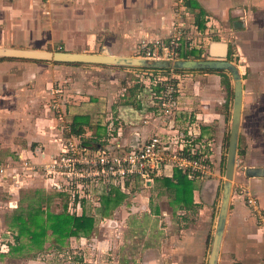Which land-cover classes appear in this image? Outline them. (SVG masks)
Instances as JSON below:
<instances>
[{"label":"crops","instance_id":"0c3cea01","mask_svg":"<svg viewBox=\"0 0 264 264\" xmlns=\"http://www.w3.org/2000/svg\"><path fill=\"white\" fill-rule=\"evenodd\" d=\"M190 18L193 22L188 25ZM180 24L185 26V33L192 29L200 42L186 43V47H182L183 38L177 60L185 59L184 56L190 59L189 55L194 54L198 58H213L210 52L213 38L229 34L237 39L234 54L229 42L221 38L223 41L215 43L227 46V59L240 56L242 61L247 49L253 56L260 54L255 41L257 32L264 30V0H0V49L109 53L135 57L141 45L168 39L174 27ZM220 26L224 31L219 30ZM201 39L203 43L207 41L204 46ZM75 47L79 50H73ZM132 71L139 79V74L147 70L138 66L130 71L107 65L37 63L20 59L1 61L0 121L3 119L2 123H12V126L21 121L26 125L28 117L34 115L33 123L39 126L38 132L25 134L21 142L26 145L15 143L13 146L22 150L18 152V158L20 153H26L29 159L38 163H43L57 152V139L68 126L71 132L72 128L80 131L82 138L96 146L105 141L117 142L127 150L139 147L156 134L167 138L170 134L177 137L190 131L196 139L193 147L200 151L203 149L210 159L212 170L208 178L191 180L194 184L192 205L175 204L174 191L164 189V180L172 179L176 171L172 177L158 178L145 187L154 192L158 190L157 195L168 194L171 204L180 206L185 213L207 216L200 228H196L195 234L190 236L184 250L177 245L178 249L167 253L173 260L181 253L203 256L212 235L210 229L215 227L211 226L210 212L216 209L217 214L221 208L218 196L223 179L220 170L222 146L219 148L211 139V130L213 125L218 124L222 128L221 118H225L221 111L212 110L211 104H208L210 99H207L210 96L207 80L212 77L210 73L213 71L180 72L184 74V79L179 84L178 110L167 123L161 122L156 114L152 93L148 94V99L145 96L147 92L141 89L139 93H134L132 77L127 80L129 87L117 89V85H121V81ZM196 85L200 86L199 99L186 96L189 87ZM53 97L58 98L60 115L50 110ZM122 98L124 101L118 104L116 100ZM243 121L241 118L239 144ZM5 137L0 133L4 142ZM39 149L43 151L44 158L34 155ZM241 155H245L243 151ZM247 156L249 166L244 171L238 172L237 164L235 167L218 264H264V227L257 225L243 199L236 195L239 186H247L251 194L261 197L264 210V166L255 165L249 151ZM249 169H261L263 173L259 177L248 176ZM42 186L45 188L44 183ZM141 196L135 194V201L147 199L150 202L149 196ZM100 207L101 204L98 209ZM90 212L95 213L93 210Z\"/></svg>","mask_w":264,"mask_h":264},{"label":"rangeland","instance_id":"374dc122","mask_svg":"<svg viewBox=\"0 0 264 264\" xmlns=\"http://www.w3.org/2000/svg\"><path fill=\"white\" fill-rule=\"evenodd\" d=\"M250 16L249 18L252 21ZM184 17L189 18L192 16ZM187 22L190 25L193 19L190 18ZM222 27L220 26L219 30L224 31ZM191 30L189 28L186 31L187 34L185 33L184 35L182 47H186V43L189 45L194 42H200ZM188 33L193 35L189 36ZM189 37L192 40L189 41ZM256 37L255 46L261 50L259 56L257 54L253 56L251 50L248 51L247 49V52H245L246 56H244L245 60L241 61L240 56L228 58V61L234 63L238 68L240 67L239 71L242 76L244 90L243 131L241 144H238L239 153H237L236 157L238 172L244 171L249 166L247 160L248 151L249 155L253 157L251 159L255 165L264 166V30L257 32ZM221 38L226 43L229 42L232 48L231 51L234 54L237 51V39L229 34H223L221 37L213 38L214 43L223 41ZM215 39H219V41ZM201 42L203 43V39H201ZM204 43L202 46H204ZM248 48L252 47L249 46ZM76 49L78 48L75 47L73 50ZM135 57L140 58L139 56ZM189 57L197 60L207 59V57L198 58L199 56L195 54L189 55ZM31 62L38 63L41 61ZM87 66L100 67L106 65ZM107 66H110V68L114 66L123 70L130 69V71L134 68L132 66ZM145 69L147 70L146 73L141 72L139 74L141 81L134 77L135 75L132 71L128 73L124 81H121V85H117V89L129 87L127 80L132 77L131 88H135L134 93H139L141 89L147 92L145 96L148 99L154 90L152 82L159 78H170L171 76L169 69L161 71H154L152 68L147 67ZM225 73L231 83L230 93L221 84L222 78L220 75L212 72L210 73L212 77L207 80L210 95L207 96V99H210L208 104H211L212 110L221 111L225 118H221L223 121L222 128H219L220 125L218 124L216 126L213 125L211 130V139L219 148L222 146L220 149V155L222 154L220 170L223 179L221 180V194L218 196L220 204L223 196V183L226 180V161L234 101V81L228 72ZM174 75L180 84L181 79H184L182 76L184 74L175 72ZM199 87L197 85L189 87V93L186 96L199 99ZM56 89H59V87ZM179 95L180 93L178 97ZM53 96H57V94ZM52 100L59 102L57 97H53ZM123 101V98L116 100L118 104ZM54 102L51 104L52 106ZM199 103L196 104L198 105ZM133 105H135L134 102ZM192 107L196 108L195 106ZM50 110L54 111L56 115H60L59 109H52L51 107ZM28 119L26 125L21 124V121H19L13 123V126L11 125L12 123H2L3 119L0 121V133L4 137L6 136L5 142L2 140L3 138L0 139V167L5 168V173L0 172V264L209 263L220 207L217 214L216 209L210 212L212 214L211 226L215 227L210 229L212 235L209 237L204 257L199 254L185 255L181 253L177 259L173 260L167 253L171 254L178 249L177 245L182 248L181 250H184L190 236L195 234L196 228H200L201 224L206 221L207 216H199L193 212L185 213L181 211L180 206L171 204V197L168 194L157 195L158 190L154 192L153 189L150 190L139 182L130 186L126 191L115 188L116 192L113 194V198L119 195H122V197L118 204L112 205L113 213L110 217L104 218L98 214L99 205H95L96 196L95 200L84 204V210L90 212L93 209L95 212H90V215L94 216L95 226L88 235L61 239L47 228L45 236L39 242L33 241L31 232H38L40 229L36 224L47 226L50 215L69 214L70 200L67 195L42 186V183H44L42 178L44 171L42 168L31 170L21 167L23 163L18 158V152L21 149H16L13 144L26 145L21 142L25 134L30 131L36 134L39 128L33 123L34 115L33 117H28ZM221 138L223 140V142L221 141L222 143H220ZM208 141L211 140L208 139ZM241 151L245 155H241ZM24 157L28 158L26 153ZM15 167L17 170H15ZM15 174L21 177L19 183L17 182L19 176L15 177ZM135 194L142 195L141 197L149 196L150 202L147 199L135 201ZM257 198L262 206L261 197ZM100 200L102 207L104 203L102 194L100 195ZM19 218H22V220ZM175 256L177 257L178 255ZM185 256L186 258H184Z\"/></svg>","mask_w":264,"mask_h":264},{"label":"built area","instance_id":"2783aa9c","mask_svg":"<svg viewBox=\"0 0 264 264\" xmlns=\"http://www.w3.org/2000/svg\"><path fill=\"white\" fill-rule=\"evenodd\" d=\"M184 29V25H177L168 39L141 45L137 56L146 60L175 62L185 35ZM170 70V78H159L152 83L153 88L159 87L158 91H152L153 105L160 121L165 123L178 110L179 83L174 75L175 69ZM51 107L59 109V102H54ZM64 130L57 139V152L46 161L27 160L23 153H20L19 160L24 169L42 168L45 188L69 197L70 215L81 216L84 204L95 200V196V205L100 206V195L116 187L126 191L137 182L147 186L158 178L172 177L175 171H181L190 180L211 176L210 159L203 149L200 151L193 147L196 139L190 131L177 137L170 134L167 138L156 134L139 147L127 150L120 143L106 141L97 148L81 136L73 135L70 126ZM34 155L44 158L41 149ZM0 172L5 173V168L0 167ZM236 195L243 199L257 225L264 227V210L258 198L242 185L236 190Z\"/></svg>","mask_w":264,"mask_h":264},{"label":"water","instance_id":"95a60500","mask_svg":"<svg viewBox=\"0 0 264 264\" xmlns=\"http://www.w3.org/2000/svg\"><path fill=\"white\" fill-rule=\"evenodd\" d=\"M211 56L208 59H179L175 62L152 61L136 57L114 56L109 53L88 54L72 53L67 51H47L29 49H0L1 58H11L20 60H31L41 62H53L64 64H86V65H116V66H138L154 69H179L190 71H225L228 72L234 81V101L232 113V125L229 135L228 154L226 161V180L223 186V196L220 212L218 215L216 232L213 238L209 263L218 264L219 253L223 235L225 231L227 216L230 207V198L233 187L234 172L236 167V157L238 153L240 125L242 118V108L244 100V90L242 76L239 68L227 59V46L222 43L211 45ZM222 56V58H215ZM98 148V146H96ZM261 169H249L248 176L259 177L262 175Z\"/></svg>","mask_w":264,"mask_h":264},{"label":"trees","instance_id":"16d2710c","mask_svg":"<svg viewBox=\"0 0 264 264\" xmlns=\"http://www.w3.org/2000/svg\"><path fill=\"white\" fill-rule=\"evenodd\" d=\"M187 59V56H184ZM11 58H1V61L10 60ZM80 65V64H79ZM154 71H161L167 69H154ZM171 71L170 69L168 70ZM183 70L175 69L174 72H181ZM213 73H217L222 78V85L226 88L228 93L231 92V83L224 71H213ZM72 133L80 136V131L72 128ZM87 143L91 144V142ZM164 189L173 190L174 191V203L177 205H184L185 207H189L193 202V191L194 184L185 174L181 171H176L172 179L164 180ZM116 189L113 188L108 193H103L104 203L101 209L98 210V214L104 218L110 217L113 213L112 205H116L119 203L122 195L113 198V194H115ZM22 220V218H19ZM48 225L44 226L41 224H36L40 229L38 232L32 231V240L35 242H39L43 236L46 234V230H51L52 233L58 236L61 239L71 238V237H81L86 236L94 229L95 219L94 216L90 215V212L86 211L81 216L70 215L68 213H62L57 215H50L48 218ZM48 228V229H47Z\"/></svg>","mask_w":264,"mask_h":264}]
</instances>
